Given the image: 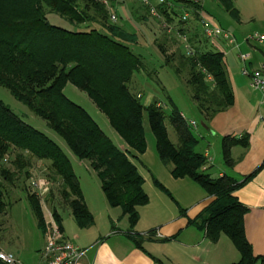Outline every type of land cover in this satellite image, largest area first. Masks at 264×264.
I'll use <instances>...</instances> for the list:
<instances>
[{"label": "trees", "instance_id": "16d2710c", "mask_svg": "<svg viewBox=\"0 0 264 264\" xmlns=\"http://www.w3.org/2000/svg\"><path fill=\"white\" fill-rule=\"evenodd\" d=\"M115 1L0 0V86L42 119L74 157L90 164L108 205L121 210L131 229L138 222V209L149 202L136 165L137 157L147 150L145 115L155 139L157 156L170 175L174 179H192L215 197L190 224L203 231L211 243L217 242L221 235L228 237L240 255L235 264H264V256L254 258L244 236L243 218L248 209L233 196L239 184L227 177L211 179L202 172L207 160L196 152L197 139L192 128L171 100L168 122L176 133L177 145L169 138L166 117L162 109L156 107L157 103L145 107L140 102L141 97L137 98L131 91L132 78L143 70V65L132 51L137 44L136 37L107 23L111 15L109 7L113 8ZM217 1L232 19L239 20L232 1ZM176 4L192 8L196 20L200 11L194 2L184 0H166V4L157 6L163 22L170 27L174 25L178 35L186 37L181 28L186 23L181 21L182 15H177ZM51 16L59 18L68 28L51 24ZM194 39L195 36L187 38L193 55H180L179 67L173 70L178 77L189 72L187 86L205 123L228 109L233 97L222 55L200 52ZM160 53L164 65L168 66L164 53ZM67 85L83 92L107 118L125 144L126 152L112 144L83 108L66 98ZM232 143L230 138L222 141L223 161L227 166L232 164ZM6 162L8 164L3 165ZM35 162L47 164L43 181L52 186L50 194L48 192L52 206L50 217L60 232L58 206L69 209L79 229L92 227L93 216L85 205L79 180L66 155L0 100V216L9 206L8 189L16 188L22 177L28 180ZM155 185L166 192L158 182L155 181ZM26 199L40 230L46 234L48 227L39 198L34 193H26ZM153 234L150 232L145 237L129 233L127 236L142 249V240L150 239Z\"/></svg>", "mask_w": 264, "mask_h": 264}, {"label": "crops", "instance_id": "0c3cea01", "mask_svg": "<svg viewBox=\"0 0 264 264\" xmlns=\"http://www.w3.org/2000/svg\"><path fill=\"white\" fill-rule=\"evenodd\" d=\"M230 1L239 14L238 21L232 19L217 0L194 3L207 19L229 33L236 45H230L221 38L207 39L192 12L191 21L183 30L188 38H191L193 30L202 34L206 43L200 44L201 51L210 52L209 47L222 55L233 97L232 105L205 122L211 131H206L207 134L204 129H197L194 118L188 122L196 123V128H192L197 139L196 152L207 160L202 172L211 179L227 177L239 184L233 196L248 209L243 218L244 236L254 258H260L264 256V93L251 87L250 79L242 74V69L244 67L249 73H264V42L247 41L254 34L264 37V0ZM182 6L185 5L176 4L177 11H184ZM240 54L247 56L244 64L239 60ZM181 115L185 118L183 113ZM170 127L178 144L174 128ZM224 138L233 141L230 146L232 164L229 166L223 161ZM149 147L137 157V161L153 174L166 192L154 187L152 179H143V190L149 202L138 209L139 219L133 229L120 209L108 205L100 181L98 190L93 193L84 191L79 181L85 205L94 219L92 227L79 229L67 207L58 206L56 209L61 220L62 237L84 251L77 264L237 263L240 255L228 237L221 235L217 242L211 243L203 231L190 224L214 202L215 197L192 179H174ZM150 232L154 234L150 239L142 240V249L127 236L132 233L146 237ZM42 235L40 254L46 243V234ZM170 238L173 239L170 242L159 241ZM0 252L12 254L2 248Z\"/></svg>", "mask_w": 264, "mask_h": 264}, {"label": "rangeland", "instance_id": "374dc122", "mask_svg": "<svg viewBox=\"0 0 264 264\" xmlns=\"http://www.w3.org/2000/svg\"><path fill=\"white\" fill-rule=\"evenodd\" d=\"M184 1L201 2L202 0ZM156 3L157 0H153V4ZM184 9L187 10L185 7ZM185 10L177 11V9H175L179 17ZM109 11L115 16L116 20L112 21L110 17V22H107L108 24L116 25L123 32L136 37L137 44L132 47V51L140 58L143 70L134 74L130 89L134 96H137V98L141 97L140 102L143 106L147 107L152 103H157V105L161 106L160 108L166 117L165 126L169 138L171 142L176 145L177 141L175 134L168 122V116L170 114L169 100L176 105L180 113L184 114L187 121L191 118L196 120L198 130L201 129L200 122L203 121L196 104L192 100L191 88L187 86L189 72L185 71L178 77L173 70V68L179 67L180 55L186 53L184 50L185 47H190L187 43L189 35L187 34V37L184 38L179 36L177 32L178 28L174 27V25L171 26L172 30L169 31L162 19H155L149 15L147 9L141 5L140 0H116L114 7H109ZM50 22L51 24L68 28L65 23L54 16H51ZM174 24L177 23L175 22ZM187 24L188 22L186 25ZM184 27L185 25L181 26L182 29H185ZM190 33H192V35H190L191 38L195 36L194 43L195 45L197 44L198 47H200V44L206 43V39L203 38L202 34L194 30ZM159 50L164 53L169 63L168 66L164 65V58ZM208 50L213 52V49L209 47ZM64 95L68 100L83 108L91 116L101 131L111 140L116 148L123 152L127 151L125 144L110 127L107 118L99 112L83 92L72 85H67L64 90ZM0 100L23 122L45 135L62 150L70 161L73 171L83 186L84 191L86 190V192L93 193L98 190L99 180L96 173L90 167V164L88 162H81L74 157L64 141L53 133L42 119L33 115L23 104L16 101L8 90L1 86ZM143 125L147 146H150L149 148L154 150V155L157 158L155 139L150 131L145 115ZM192 130V132H194V129ZM7 164V162L3 163V165ZM136 165L142 179H152L151 183L155 187L156 178L152 176L153 174L147 169H144L138 161ZM46 168L47 164L35 162L29 179L25 180V178L22 177L21 182L18 183L16 188L11 187L8 189L9 198L8 200L6 199V202L9 206L6 213L0 216V248L10 251L16 258H19L22 264L39 263L40 250L43 245L42 231L26 199V193L33 194V190L30 188L31 179H40L42 183L45 184L47 191L43 200L46 207L40 203V199L39 203L45 218H48L47 212L50 213V216L52 214V206L48 202L47 196L50 194L52 186L43 181L47 173ZM47 233L48 231H46V235Z\"/></svg>", "mask_w": 264, "mask_h": 264}, {"label": "built area", "instance_id": "2783aa9c", "mask_svg": "<svg viewBox=\"0 0 264 264\" xmlns=\"http://www.w3.org/2000/svg\"><path fill=\"white\" fill-rule=\"evenodd\" d=\"M141 5L147 9L150 16L155 19H161L157 6L161 4H166V0H157L156 4H153V0H140ZM191 12L194 13L193 9L185 10L181 16V21L187 23L191 19ZM111 20L115 21V16L111 14ZM199 25L202 29L203 35L210 40L223 39L230 45H236L235 39L227 32L223 31L215 24H213L209 19H207L201 12L198 13ZM168 30H172L170 26H166ZM184 38V37H183ZM248 42H264L263 36H258L256 34L251 35L247 38ZM185 51L187 55H193V50L186 46ZM239 60L241 63H245L247 56L240 54ZM242 74L250 79V85L253 89H256L264 93V73L262 71H254L249 73L244 67L242 69ZM140 97V96H138ZM160 108V105H157ZM191 128H196V123L193 121L188 122ZM33 193L40 202L45 206L44 195L46 194L45 184L42 183L40 179H31V187ZM46 207V206H45ZM48 213V220H46V225L48 227L46 235V243L40 254V264H77L80 258L84 255V251L75 247L70 242L66 241L62 235L57 225L50 217ZM0 263L2 264H22L13 254L0 252Z\"/></svg>", "mask_w": 264, "mask_h": 264}, {"label": "water", "instance_id": "95a60500", "mask_svg": "<svg viewBox=\"0 0 264 264\" xmlns=\"http://www.w3.org/2000/svg\"><path fill=\"white\" fill-rule=\"evenodd\" d=\"M200 126L205 131L211 132L210 129H209V127L203 121L200 122Z\"/></svg>", "mask_w": 264, "mask_h": 264}]
</instances>
